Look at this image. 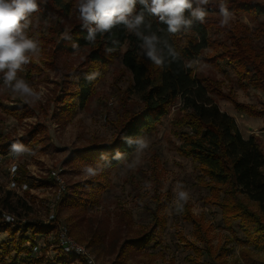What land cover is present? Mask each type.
I'll return each instance as SVG.
<instances>
[{
    "label": "rangeland",
    "instance_id": "obj_1",
    "mask_svg": "<svg viewBox=\"0 0 264 264\" xmlns=\"http://www.w3.org/2000/svg\"><path fill=\"white\" fill-rule=\"evenodd\" d=\"M231 1L227 0V4ZM248 1L264 4V0ZM218 3L219 0H212L210 6L218 8ZM51 12L58 19L46 25L45 20ZM232 14L230 26L225 27L220 25L219 13L208 14L207 17L213 23L209 28L211 44L200 56L208 67L204 71L193 70V74L213 82L211 87L216 89L213 97L219 108L235 118L244 139L252 134L258 136L264 149V93L241 83L227 61L228 55L234 52L235 41L244 46L251 44L248 48L256 51L264 50V16L238 11ZM32 19L33 26L29 29V35L36 38L39 44L48 41L52 45L51 51L79 21L75 9L69 17H62L51 5L47 6L43 2L40 11L34 13ZM127 47L125 45L117 56L95 67L99 76L95 81L93 95L84 106L69 97L68 92H74L75 88L68 87L65 80L71 70L86 62L87 51L72 55L59 54V60L53 68L46 65L47 56L42 51L32 57L40 70L39 78L29 80L25 69L19 75L42 93L39 102L25 103L24 98L14 96L10 91H0V138L21 140L35 129L38 130L25 145L32 149V154L14 158L10 150L5 154L0 152L2 195L3 192L12 191L29 205L28 214L23 213V222L42 221L47 224L52 213L56 219L58 214L59 226L68 228L72 238L89 248L100 264H114L123 241L132 239L144 226L149 225L150 209L155 207L153 196L156 195V198L165 202L161 213L167 223L160 243L153 242L140 252L128 248V256L121 263L167 264L174 259L175 264H206L207 257L198 261L193 251L185 246V242L193 243L195 238L192 224L185 222L181 213L175 211L174 186L182 182L191 194L185 207L211 228V244L215 248L218 246L217 251H220L221 256H226L225 261L222 257L225 264H264V252L245 245L239 230L236 235H231L224 228L221 210L206 203L211 193L206 188L209 180L203 176L201 166L178 151L182 141L173 121L179 115V102L170 107L169 115L153 131L145 134L150 146L140 154V163L135 168H128L126 164L132 163L136 152L129 160L106 174L103 181L107 188L102 191L98 204H91L85 211L60 205L67 190L72 193L75 186L91 179L84 175L81 163L74 159L69 161L73 154L91 149L94 144L106 147L111 145L129 118L142 108V103L130 89L133 84L132 74L122 61ZM145 60L148 59L145 57ZM149 67L153 68V65L150 63ZM68 88L71 91L66 90ZM237 104L256 108L262 115L259 118L248 116L238 110ZM13 110L21 111V117L11 116L9 112ZM27 112L32 115L24 117L23 114ZM34 142L40 144L36 146ZM39 148L44 150L40 151ZM13 165L18 166L14 178L10 170ZM53 172H58L64 182V191L60 197L59 186L52 177ZM12 178L22 183L12 187ZM146 184H150V187ZM23 185L27 186L26 190L22 188ZM94 233H99L100 248L86 245ZM57 234L59 236L58 229L45 237L36 238L34 243L40 247L36 258L42 259L40 264H58L57 257L63 256ZM4 242H8L6 233L0 236V254L5 256L0 264H12L15 257L13 247L9 244L5 250ZM201 245L198 243L199 247ZM71 259V264H82L79 259ZM15 264L30 263L22 255Z\"/></svg>",
    "mask_w": 264,
    "mask_h": 264
},
{
    "label": "trees",
    "instance_id": "obj_2",
    "mask_svg": "<svg viewBox=\"0 0 264 264\" xmlns=\"http://www.w3.org/2000/svg\"><path fill=\"white\" fill-rule=\"evenodd\" d=\"M45 4L51 5L62 17H69L74 9L73 0H47ZM228 8L231 13L238 11L264 16V4L260 2L233 0L228 3ZM139 10L140 6L137 5V11ZM210 13H219V9L209 5L208 14ZM148 19L152 23V31L157 32L162 39L167 40L180 52V59L168 64L164 69L153 64V68L149 67L151 62L140 55V41L135 35L128 33L122 25L113 29L111 34L98 35L95 44H89L85 39L87 29L78 21L69 32H66L70 37L64 38L65 33L52 51V45L48 41L39 44L43 55L47 56L45 63L51 68L55 67L59 60V54L72 55L87 51L86 62L79 68L71 70L65 80L68 87L75 88L74 92H68L69 97L78 100L81 106L92 97L95 81L99 76L87 80L84 78L85 74L97 72L96 66H101L113 56H117L127 45L122 61L133 77L131 92L142 103V108L129 118L111 145L106 147L102 144H94L91 149L73 154V158L71 157L69 161L74 159L84 167L104 163L100 159L101 153H106L111 163L99 175L75 186L72 193L67 190L60 200V205L85 211L88 206H92L91 204H98L102 191L107 188L103 178L135 153L136 145L129 146L124 137H144L169 115L170 107L179 102V115L173 121L182 141L178 151L198 163L203 176L209 180L206 188L211 196L206 203L221 210L224 228L231 235H236L239 230L243 234L245 245L264 252V150L261 142L254 135L244 139L235 118L222 111L214 100L213 91L216 89L211 87L213 82L198 78L193 74L192 69L184 67L185 62L199 58L203 51L210 47L209 28L213 23L206 17L204 23L196 21L190 30L173 35L167 33V26L159 23L154 17ZM113 41L118 43L113 45ZM73 45L78 47L75 49ZM242 45L241 42L235 41L234 52L227 57L228 66L238 75L241 83L264 93V50L256 51L248 48L251 44ZM109 47H114L110 53L106 51ZM215 63L219 64V62ZM24 69L29 80L39 78L40 70L32 59ZM244 88L247 89L245 86ZM70 89L66 90L71 91ZM237 108L255 118L262 115V112L251 106L237 104ZM20 113L21 111L18 110L9 112L15 118L21 117ZM23 115L28 117L32 114L29 115L27 112ZM37 131L35 129L29 136L19 141L26 145ZM13 142L15 141L7 137L0 138V152L7 153ZM39 144L40 142H34L36 146ZM39 150L43 151L44 148ZM117 150L124 154L125 160L113 159ZM18 183L22 181L18 180ZM2 191L0 189V236L6 233L8 239V242L3 243L4 249H8L9 244L12 245L15 253L12 264H15L17 258L22 255L28 263L40 264L42 259H37L33 254L36 245L34 242L36 238L45 237L56 230L59 225L58 214L54 224L47 225L42 221L23 222V213L28 214L29 205L12 191L3 192V195ZM152 202L155 203V207L150 209L151 222L132 239L123 241L114 264H122V259L128 256V248L140 252L153 242L160 243L167 224L166 217L161 213V207L165 202L156 198V195L153 196ZM4 215L13 216L14 221L6 223ZM181 215L185 222L193 226L195 242H185V246L193 251L198 261L207 257L206 264H225L226 256H221L220 251H217L218 246L215 248L211 244V228L201 218L193 216L187 207H184ZM99 233H94L88 240L86 244L88 247H101ZM29 243L31 246H26ZM198 243L202 244L201 247ZM4 258L5 256L0 254V261ZM56 261L58 264H71L72 259L63 254L57 257ZM167 264H175L174 259L169 260Z\"/></svg>",
    "mask_w": 264,
    "mask_h": 264
},
{
    "label": "clouds",
    "instance_id": "obj_3",
    "mask_svg": "<svg viewBox=\"0 0 264 264\" xmlns=\"http://www.w3.org/2000/svg\"><path fill=\"white\" fill-rule=\"evenodd\" d=\"M42 2L47 3V0H0V91H10L29 104L41 101L42 93L34 89L19 73L24 71L32 57L41 52L39 41L29 35V29L33 26V14L40 11ZM211 3L212 0H75L74 9L80 25L87 29L85 39L89 44H95L98 35L111 34L113 29L122 25L140 41V55L146 57L151 64L164 69L180 59V52L157 32L152 31V23L148 17H154L167 26V33L175 35L190 30L196 21L204 23ZM137 5L140 6L139 11ZM218 9L221 27L230 26L233 14L229 11L227 0H219ZM57 19L55 13L51 12L45 24ZM69 37L66 33L64 38ZM112 43L115 45L118 42ZM73 47L76 49L78 45ZM113 50L114 47L106 48L109 53ZM184 67L204 71L208 65L202 59L195 58L185 62ZM98 75V72L92 71L86 73L84 78L93 80ZM124 140L129 146L136 145L135 159L126 164L128 168H135L140 163V154L149 148V141L143 136L124 137ZM10 154L19 158L32 154V149L16 140L10 146ZM100 159L104 163L84 167L83 173L87 178L99 175L110 166L111 161L106 153H101ZM113 159L123 161L125 156L117 150ZM146 186L150 187V184ZM174 192L175 211L182 213L191 194L182 182L175 184ZM6 219L11 220L13 217L7 216Z\"/></svg>",
    "mask_w": 264,
    "mask_h": 264
},
{
    "label": "built area",
    "instance_id": "obj_4",
    "mask_svg": "<svg viewBox=\"0 0 264 264\" xmlns=\"http://www.w3.org/2000/svg\"><path fill=\"white\" fill-rule=\"evenodd\" d=\"M13 168H15V171H13ZM10 170H11L13 178H14V176H16L18 173V166L13 165ZM52 177H53V180L59 186L58 192H59V197H60L62 192L64 191V182L61 179L60 174L58 172H53ZM13 178L11 180V186L16 187V185L18 184V181L14 180ZM23 186L24 187H22V188H24V190H26L27 186H25V185H23ZM7 216H11V215H4V219H5L6 223H10V222L14 221L13 216H11V217H13V219H11V220L6 219ZM55 222H56V216L54 213H52L47 220V224H54ZM57 227L58 228H56V230L58 229V233H59V236L57 234L58 245H59V248L61 249L62 253L65 256L71 257V258L74 257L75 259H79L80 261H82V264H100L97 261V259L94 257V255L91 253V250L89 248H87L82 243L76 241L74 238H72V236L69 233L68 228L62 227L59 225ZM39 250H40L39 244L35 245L33 248L34 257H36L37 253H39Z\"/></svg>",
    "mask_w": 264,
    "mask_h": 264
},
{
    "label": "crops",
    "instance_id": "obj_5",
    "mask_svg": "<svg viewBox=\"0 0 264 264\" xmlns=\"http://www.w3.org/2000/svg\"><path fill=\"white\" fill-rule=\"evenodd\" d=\"M249 130H251V128H249ZM252 135H253V134H252ZM252 135H251V136H252ZM254 136H255V135H254ZM256 137H258V136H256ZM259 141H260V140H259ZM260 142H261V141H260ZM261 145H262V143H261ZM262 148H263V147H262ZM263 150H264V149H263Z\"/></svg>",
    "mask_w": 264,
    "mask_h": 264
}]
</instances>
